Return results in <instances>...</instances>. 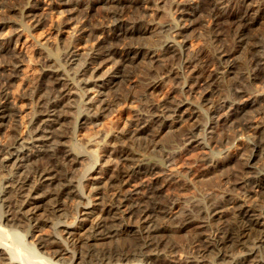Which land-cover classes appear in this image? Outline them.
<instances>
[{
  "label": "bare ground",
  "instance_id": "1",
  "mask_svg": "<svg viewBox=\"0 0 264 264\" xmlns=\"http://www.w3.org/2000/svg\"><path fill=\"white\" fill-rule=\"evenodd\" d=\"M45 1L0 0V55L7 54L0 64V177H4L0 190L6 208H0V216L24 225L25 235L44 224L52 231L29 241L31 257L32 250L26 249L29 255L23 252L18 236L19 245L9 239L12 227L0 224V264H264V93L244 98L257 81L264 82V37L252 31L258 24L264 26V0H171L175 14L169 26L171 43L159 47L146 36L156 25L147 11L158 0H88L107 5L105 21L99 24L91 23L86 12L71 19L82 0ZM132 8L141 16H128ZM39 10L56 14L50 21L52 31L43 38L25 34L14 26V18L10 20L18 11L25 20L20 26L32 30L43 23ZM204 14L214 28L212 42L228 33L230 44L210 51L201 46L189 54L183 48L186 31ZM66 25L71 37L60 50L50 37ZM30 48L40 56V68L35 67ZM240 52H246L248 60ZM138 58L142 62L148 58L153 71L162 69L165 76L182 74L189 92L197 93L195 101L161 98L144 111H135L107 133L102 161L84 163L87 172L81 175V169L77 176L73 166L80 158L93 155L97 160L99 151L87 134L80 142L93 148L69 140L74 131L67 122L71 109L79 111L81 123L110 112L125 94L106 89L129 76V67ZM239 60L245 71L231 97L214 98L221 82L237 73ZM155 84L152 80L149 87ZM201 108L209 114L207 124L198 119ZM244 115L240 125L248 136L242 137L240 130L230 136L243 140L239 155L209 159L208 164L212 171L235 161L238 178L227 190L205 193L211 200L208 205L198 202L196 210L177 209V201L163 192L165 183L176 178L155 175L159 163L141 144L152 146L150 152L159 150L162 140L158 143L155 137L169 128V136L184 131L186 143L202 139L205 146L212 123ZM145 131L149 134L143 136ZM255 160L263 162L259 170ZM70 201L76 204L75 215L61 223L57 217ZM60 224L63 228L58 229ZM187 229L196 230L195 238L181 259L171 238ZM8 247L9 256L4 252Z\"/></svg>",
  "mask_w": 264,
  "mask_h": 264
},
{
  "label": "rangeland",
  "instance_id": "2",
  "mask_svg": "<svg viewBox=\"0 0 264 264\" xmlns=\"http://www.w3.org/2000/svg\"><path fill=\"white\" fill-rule=\"evenodd\" d=\"M53 1L55 0H46L45 2L51 3ZM170 2L171 0H158L156 5H152L151 9L147 11V15L152 17L153 22H156V25L154 23L155 26H153L154 32L153 30H151L148 32V33L152 32L151 34L146 33L147 38L148 36L150 38L147 40L149 41L153 40L152 45L155 42L154 43L155 47L157 46L159 47L162 43L164 44L165 41L167 43H171L170 42L171 35L169 31V26L174 23L175 14L172 11ZM252 3H254V1H252ZM106 6H107L106 4L101 3V2H95V1L91 2L88 0H82L81 2L78 3L77 10L73 11L72 14H70V16H71V19L73 18L76 19L77 16H80L82 13L86 12V15L89 16L88 18L91 23L93 24H99L100 22L103 23L105 21V16H107ZM45 11L46 10H39V13H41L42 18H43V23L36 28H32V30L29 27L24 28L25 27L24 25L20 26V23L22 22V17H21L22 15L18 11H15L10 14V20L14 18L13 21L16 22L14 26L17 25L18 28H22L23 29L22 31H24L25 34H33L39 38H43V36L48 31H52L50 21L52 22V20L55 17L54 15H56L55 13L49 14V12L47 13V11L46 12ZM138 15L141 16L139 10L135 8L130 9L128 12V16H138ZM209 20H210L209 17L206 14H204L203 17H201L200 20L194 24L193 27H191L189 30L186 31V34H185L186 41L184 42V45H183L185 52L187 53L189 52V54H194L198 50L202 49L201 46L205 48V50L210 51L211 49L216 48L220 44H227V45L230 44V38H229L228 33H223L222 35L220 34L218 37H216L217 40L212 42V39L215 38L214 37L215 32H214V28L211 27V24L209 25L210 23ZM7 28L8 29L12 28V25L5 27L3 31L7 30ZM28 29H29V32L31 31L32 33L31 32L29 33ZM62 29H63L61 30L62 32L58 33L57 35H54L53 33L50 37L51 40H53L54 42L55 41L57 42L55 43L60 46L59 47L60 50H61V45L63 47L69 41L71 37V28L68 25H66V27L64 28L62 27ZM252 31L253 33H258L260 36L264 37V26L262 27L261 25L258 24L253 27ZM31 48L29 49L30 50L29 53L31 54V57L33 58V62H35L34 64L37 63L35 67L37 66V68H40L41 64H40L39 59L41 58L40 56L38 57V55H36L33 52V50H31ZM238 54L241 56L243 55L245 57L244 59L248 60V54L246 52L245 53L240 52ZM6 55H7L6 53H1L0 64L3 62L4 59H6ZM142 61L143 59L138 58L133 63L135 64L138 62L137 65L132 64V66L129 67L130 68L129 76H127L125 79L118 80L114 86L106 89L112 93L121 92L125 94V97L119 100L117 104L113 106V109L110 112H106L102 117H100L96 121H86L87 123L86 122L81 123V121L79 120L80 116L78 115L79 111L76 110L75 107L74 109H71V113L68 116L69 121L67 122L69 123V125H71V129H74V131L71 132L72 134L69 133L70 135L69 140L71 142H74V140L75 141L77 140L76 142H78L79 144H81V146H83V144L85 143L82 144L80 141L82 142L85 141L84 139L86 137L93 139V142H94L93 146H98V151H99L98 153H99V158H100V159L98 158L99 160L98 159L96 160L93 157V155H89L87 157H84V156L81 157L80 162L73 166V169H75L77 172V176H81L83 175V173L87 172L86 170H84L86 166L92 165L95 161H96L95 163H97L96 165H98L102 161V158L106 154V151H107V147L105 144V137L107 133H109L112 129H113L112 131H116L117 126L121 125V123L124 121V118L125 119L127 117L129 118L132 114L135 113V111H141V110L144 111L149 103L151 102L154 103L160 100L161 98H175V99L187 98V100L189 99V101L190 100L193 102L195 101L197 97V93L189 92L187 88L188 87L187 85H189V83L187 81L185 83L186 86L184 85V78L182 74L176 75L175 77L165 76L164 73L162 72V69L156 72L153 71L154 65L153 63L151 64L148 62V58L144 59V62ZM241 61L239 60L238 62V68L236 71L237 73L235 74L232 73L228 75L223 80V82H221L219 86L220 91L213 94L214 98H217L223 95L231 97V93L233 91V87L235 86V82L241 81L244 71H245V69H242L243 66L241 67L242 65ZM174 66L175 67L178 66V63L174 64ZM24 67H26V70L28 69L26 65ZM152 80H156V84L154 85V88L149 87V84L151 83ZM16 83H18V81ZM263 83L264 82L257 81L254 84V86H252L253 88L250 89L251 91L247 93L245 95L246 97L244 98H247L248 96H251L256 93L257 94L264 93ZM80 107H83V105L80 104ZM255 107L256 106L248 108L249 109V110L247 109L248 113L249 112L253 113V110L255 109ZM205 110L206 109L201 108L202 113H200L199 114L200 117H198V119H200L199 120L200 122L203 121L202 124L208 123L207 119L209 118V114L207 113V110L206 111ZM226 110L227 109L221 110L219 114L223 113ZM204 111L205 113H203ZM248 113L246 112V114ZM216 114H218V112ZM216 114L214 113V116L218 117V115ZM76 115H77V118L75 117ZM246 116L247 115L241 116L240 118H235L234 121H228V122L219 121V122L212 123L210 127L207 128L208 131H206V134L204 132L205 134L204 141L206 143L205 146L202 143H200V141L202 142V139H200V141L197 140V141L186 143V141H184L185 139H183L184 131H179V132L176 131L175 134L174 132H170V136H169V128H166V129L164 128L160 130L161 132L159 131L155 137L158 143L161 142L162 140L159 150L158 149L154 151L151 150L152 152H150L149 150L151 149L152 146L145 144V143L141 144L142 146H146L148 148V150L143 149L145 153H147L151 159L156 160L159 163L158 171H157V174L155 175L159 177L166 176L168 178L172 176L171 178L173 177L176 178L175 182L173 183L172 182L165 183L163 187V192L167 194L170 198L177 201V204H178L177 209L178 208L179 209L188 208V209L196 210L195 205L198 202L208 205L211 202V200L206 196L207 194L205 195V193L209 192L210 190L221 191V192L224 190H227V188L230 185V182L234 178H238L237 174H238V171L240 170V167L238 163L235 161L229 162L225 164L224 166L219 167L216 170H212L213 172L211 171L210 166H208V164H209V159L217 160V159L225 157L228 154H234L237 156L239 155V153L241 152V146H242L243 140L242 141H236L235 139L232 140V137L230 136L234 134L235 130L236 131L240 130V132L242 133L241 134L242 137L248 136L249 132L246 130H243L240 125L242 117H246ZM201 117H203L202 120H201ZM71 121L72 123H70ZM111 126L112 127L114 126V127L112 128ZM105 131L106 133L103 134V132ZM147 132L148 131H145L143 133V136H146V134L148 135L149 132L148 133ZM80 136H81V139H80ZM92 136H95V137H92ZM159 136H161L162 138ZM166 137H169V138L166 139ZM100 138L102 139L100 140ZM85 145L86 147H89V146L92 147V145H87V144ZM141 149L142 148H139V150ZM155 152H157L158 154ZM165 155L168 156L167 160L165 158L166 157ZM84 163L87 165L83 167L82 165ZM255 165L257 167L256 169L259 170L260 168L263 167V162L258 160L257 162H255ZM80 171H81V175L79 174ZM169 174L170 176H168ZM3 178H4L3 176L0 177V187L4 183ZM133 183L135 182H132V184ZM238 190L242 191L240 189ZM1 198H2V191L0 190V208L2 211V210H5L6 208L4 207ZM75 209H76V204L71 201L68 202V204L66 205L65 212L62 213L60 216H58L57 220L61 221V223L70 222L73 219V216L75 215ZM12 223L13 222L11 221H5L3 216H0V224H2L3 228L9 229L10 227H12L11 230H14V231L10 230L9 239L11 241L14 240L15 242L14 241L12 242L19 245V243H16L18 239L17 236H18L20 240L19 246L22 248V251L25 252L27 255H29L28 253H30V251H28L27 253L26 249L32 250L31 251L32 254L30 253L31 257L34 254L33 253L34 251L32 247L30 246L29 241L36 242L38 241V238L40 236L48 235L52 231V228L49 226V224L47 225L44 224L40 230L34 233L32 232V235L30 236L28 234L26 235L24 234L25 233L24 225L20 223H17V224L16 223L12 224ZM57 228L58 229L63 228V224H60V226H58ZM195 231L196 230L194 229H187V230L182 231L179 234H175L174 237L171 238V241L175 246L174 250L176 251L177 256H179L181 259L184 258L185 255L190 252L192 242L195 238ZM12 232L15 237L12 236L13 235ZM20 235L22 236V240L20 238ZM11 236L13 238H11ZM22 244H24V249H23ZM9 248L10 247H8L7 250ZM4 249H6V247H4ZM39 249L41 250L40 247L37 250ZM10 251H11V248L10 250L8 251L5 250L4 252L7 256H9ZM62 259L66 261L68 258H62ZM62 259L59 260V262H63ZM73 264H76V262Z\"/></svg>",
  "mask_w": 264,
  "mask_h": 264
}]
</instances>
